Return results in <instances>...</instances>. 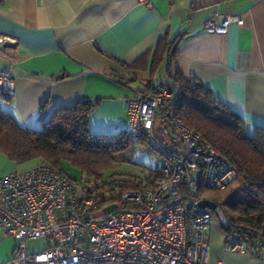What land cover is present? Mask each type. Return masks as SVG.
<instances>
[{
  "label": "crops",
  "instance_id": "obj_1",
  "mask_svg": "<svg viewBox=\"0 0 264 264\" xmlns=\"http://www.w3.org/2000/svg\"><path fill=\"white\" fill-rule=\"evenodd\" d=\"M230 15L243 23L205 31V20ZM165 33L178 36L175 63L184 76L234 110L247 135H264V0H0V36L15 41L14 54L0 48V69L13 86L9 101L0 96V108L21 126L39 128L56 107L98 98L89 131L118 132L126 128L134 90L151 78L165 82L155 80L158 70L151 73V51L145 68L130 65ZM164 61L172 70V61ZM37 161L20 167L0 151V176ZM208 237L211 263L264 264V250L227 251L217 229ZM16 244L0 229V264H21L13 259Z\"/></svg>",
  "mask_w": 264,
  "mask_h": 264
},
{
  "label": "built area",
  "instance_id": "obj_2",
  "mask_svg": "<svg viewBox=\"0 0 264 264\" xmlns=\"http://www.w3.org/2000/svg\"><path fill=\"white\" fill-rule=\"evenodd\" d=\"M150 5L151 0H139ZM230 15L207 19L209 33H224ZM0 48L14 54L15 41L0 36ZM13 89L10 74L0 69V93ZM170 96L157 83L134 90L126 107V129L143 135L159 155L157 177L143 189L123 191L101 202L75 179L38 161L0 176V229L17 240L13 259L21 264H223L209 261V208L198 206L201 189L220 190L239 175L236 166L214 146L172 117L166 128L170 142L158 132L160 106ZM113 209L107 211V205ZM217 207V205H216ZM45 238L43 249L28 252L29 239ZM227 251L244 252L242 242L228 240Z\"/></svg>",
  "mask_w": 264,
  "mask_h": 264
},
{
  "label": "trees",
  "instance_id": "obj_3",
  "mask_svg": "<svg viewBox=\"0 0 264 264\" xmlns=\"http://www.w3.org/2000/svg\"><path fill=\"white\" fill-rule=\"evenodd\" d=\"M178 47V36L170 38L165 33L158 38L152 50L143 52L130 65L136 69L145 68L151 51L150 69L153 75L161 61H172V70L168 65L165 70L168 81L160 82L167 86L170 96L160 106L157 130L166 134L162 125L167 126L172 117H179L236 166L239 175L223 189H201L199 195L212 200L217 206H224L228 220L222 229L224 242H242L245 252L257 255L264 250V135H247L244 120L234 110L216 100L201 81L184 76L175 63ZM121 63L124 64L123 61ZM113 77L122 82L117 74L113 73ZM155 85L152 78L145 84L147 88ZM0 96L9 101L12 91L0 93ZM98 101V98H83L71 105L56 107L39 128L21 126L12 115L0 108V151L15 163L39 159L60 171V163L67 160L98 177L103 169L114 163V155L131 146L135 136L151 148L143 135H134L126 128L118 132L91 133L88 118ZM157 173L158 169L151 171L144 180L113 181L106 187L110 191L118 187L119 193L112 199L116 200L125 190L152 185ZM84 191L93 193V189ZM96 196H99L98 193ZM100 200L104 201L102 197Z\"/></svg>",
  "mask_w": 264,
  "mask_h": 264
},
{
  "label": "rangeland",
  "instance_id": "obj_4",
  "mask_svg": "<svg viewBox=\"0 0 264 264\" xmlns=\"http://www.w3.org/2000/svg\"><path fill=\"white\" fill-rule=\"evenodd\" d=\"M160 64L161 65L155 74V80L166 81L169 78L165 71V61H161ZM160 135L164 140L170 142L168 134L163 133ZM114 157V163L110 167L103 169L98 177L88 174L67 160H63L59 167L62 172L77 181L79 190L81 188H83V190L93 189V193L91 194L95 196L96 193H98L99 198L102 197L105 204L111 202L113 197L117 196L119 193L117 186H115L114 189L110 191L106 187L109 183H113V181L118 183L123 181H134L138 179L144 180L151 171L157 170L159 167L158 153L149 148L145 143H141L136 136L134 137L131 146L128 149L114 155ZM38 161L40 160L38 159ZM28 163L30 162L26 161L17 164H19L20 167H23L25 166L24 164ZM113 207V205L108 204L106 209L107 211H110L113 209ZM209 210L213 215L210 228L217 229L221 232L223 226L228 224L227 217L224 214V206L220 204L215 209ZM46 244L47 241L45 238L29 239L26 242L29 252L43 249Z\"/></svg>",
  "mask_w": 264,
  "mask_h": 264
},
{
  "label": "water",
  "instance_id": "obj_5",
  "mask_svg": "<svg viewBox=\"0 0 264 264\" xmlns=\"http://www.w3.org/2000/svg\"><path fill=\"white\" fill-rule=\"evenodd\" d=\"M198 206L201 208H209V209H215L216 208V204L208 198L199 199L198 200Z\"/></svg>",
  "mask_w": 264,
  "mask_h": 264
}]
</instances>
